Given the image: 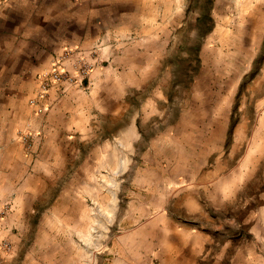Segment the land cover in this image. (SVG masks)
<instances>
[{"label": "rangeland", "instance_id": "obj_1", "mask_svg": "<svg viewBox=\"0 0 264 264\" xmlns=\"http://www.w3.org/2000/svg\"><path fill=\"white\" fill-rule=\"evenodd\" d=\"M58 1L65 14L31 31L50 50L38 71L56 61L54 86L96 82L122 107L93 118L65 170L44 177L33 123L12 129L27 168L9 179L44 184L21 235L0 197V252L29 264H264V0Z\"/></svg>", "mask_w": 264, "mask_h": 264}, {"label": "crops", "instance_id": "obj_2", "mask_svg": "<svg viewBox=\"0 0 264 264\" xmlns=\"http://www.w3.org/2000/svg\"><path fill=\"white\" fill-rule=\"evenodd\" d=\"M33 1L36 7L40 2L38 9H31L29 3L32 0H10L0 7V197L8 199L11 204L8 221L17 224L18 235L25 230L26 217L35 212L34 207L42 202L40 191L44 182L9 179L13 168L18 174H25L27 168L26 155L20 151L21 140L13 132L14 127L33 123L38 131L34 137V174L44 177L65 170L69 151L72 157L75 143L85 140L84 127L91 125L93 118L106 117L108 112L116 115L122 107L120 95L109 93L107 89L97 92L96 82L88 88L54 86L45 99H38L34 72H41L38 69L44 66L42 57L50 50L43 42L40 43L43 45L41 48H34L36 38L31 31L34 28L43 29L50 21L57 20L59 14H65L69 7H64L58 0ZM97 74L98 71H93L91 78L94 79ZM27 87H31L29 93ZM108 101L113 102L114 107L107 109L105 103ZM23 111L25 117L21 116ZM81 133L84 136L80 137ZM16 159L21 160L22 165L18 162L16 166ZM29 189L34 191L33 196H27L25 191ZM11 194L12 198L9 197ZM173 244L178 249L186 247L187 243L178 238ZM15 254L0 252V264H29L25 255L19 258L24 261L16 263Z\"/></svg>", "mask_w": 264, "mask_h": 264}, {"label": "built area", "instance_id": "obj_3", "mask_svg": "<svg viewBox=\"0 0 264 264\" xmlns=\"http://www.w3.org/2000/svg\"><path fill=\"white\" fill-rule=\"evenodd\" d=\"M64 78V70L56 61H53L50 69L40 72L37 77L39 84L38 99H45L48 96L51 87L61 83Z\"/></svg>", "mask_w": 264, "mask_h": 264}]
</instances>
